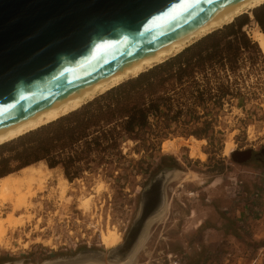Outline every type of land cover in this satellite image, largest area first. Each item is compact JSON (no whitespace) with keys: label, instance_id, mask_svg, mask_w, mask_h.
I'll use <instances>...</instances> for the list:
<instances>
[{"label":"rangeland","instance_id":"obj_1","mask_svg":"<svg viewBox=\"0 0 264 264\" xmlns=\"http://www.w3.org/2000/svg\"><path fill=\"white\" fill-rule=\"evenodd\" d=\"M253 10L252 15L237 17L183 50L189 49L183 58L192 59L188 62L191 72L194 70L185 81L170 78L163 86L157 82L177 69L175 59L170 68L163 66L144 78L153 82L149 93L155 91V95L130 84L137 76L115 86L125 84L110 96L101 98L106 91L89 101L100 99L87 111L118 101L129 107L140 106L150 99L169 107L165 117L163 106L157 120L150 116L138 138L123 133L118 149L109 148L77 160L75 164L82 170L72 180L61 163L52 167L46 187L33 189L37 193L32 197L34 207L15 211L16 216H25V224L14 233V250L0 245V264H46L87 250L102 253L104 264L120 262L111 250L123 245L142 210L145 189L165 169L173 172L162 192L164 211L150 221L141 243L130 254L133 257L122 264L258 263L253 260L264 247V63L237 43L235 47L239 49L232 63L207 61L203 68L193 65L200 51L218 41L223 46L234 38L224 37L225 27L232 23L248 20L243 30L253 39L254 30L261 29ZM219 84L229 88L227 94L219 93ZM83 118L79 114L74 119ZM95 123L105 126L101 118ZM24 136L0 146L1 174L18 173L30 160V147L45 138L46 132ZM59 154L64 161L69 152ZM38 162L47 164L44 160L32 163ZM62 177L69 181L64 196L58 188ZM257 189L261 191V201L254 200ZM191 191L193 194H188ZM28 212L33 216L30 221ZM36 224L38 230L34 228ZM109 225L115 226L122 237L106 247L101 231L105 232ZM21 229L26 232L21 234ZM29 231L32 233L26 237ZM20 235L22 241L18 242ZM48 239L55 247L45 243ZM259 257L264 259V255Z\"/></svg>","mask_w":264,"mask_h":264},{"label":"water","instance_id":"obj_2","mask_svg":"<svg viewBox=\"0 0 264 264\" xmlns=\"http://www.w3.org/2000/svg\"><path fill=\"white\" fill-rule=\"evenodd\" d=\"M239 0H0V130L158 49ZM173 170L145 189L122 247L124 263L144 236ZM78 256L72 257L77 259ZM102 262L103 255H83ZM120 255V256H119ZM113 258V257H112Z\"/></svg>","mask_w":264,"mask_h":264},{"label":"bare ground","instance_id":"obj_3","mask_svg":"<svg viewBox=\"0 0 264 264\" xmlns=\"http://www.w3.org/2000/svg\"><path fill=\"white\" fill-rule=\"evenodd\" d=\"M262 4H264V0L237 1L203 22L182 32L160 48L142 54L121 69L85 87L84 89L0 130V146L79 109L98 95L105 93L125 80L137 77L148 69L153 68L155 65L163 63L168 58L177 55L206 35L233 22L237 17L245 13L252 15V10ZM252 37L259 44L264 54V32L257 28L254 30ZM51 171L52 167L48 166L45 162H38L22 167L18 173L12 172L0 176V245L2 247L14 250V244L12 245L14 233L16 232L17 227H21L25 224V216H16L14 213L17 209L22 207L25 210H29L34 207L32 197L37 193L33 189L34 187L37 190L44 189L46 187L45 183L52 177ZM58 188L61 196H64L69 188V181L67 177L60 178L58 181ZM87 200H89V198L85 201ZM157 201L159 205L157 207L159 208H161L160 202L162 201V210H160L157 214H154L156 217L160 216L164 211L165 198L158 196ZM9 207L11 210H8ZM26 217L27 221H30L33 216L30 212H28ZM156 217H153L151 221ZM34 228L38 230V224H36ZM21 230V234L26 232L24 229ZM31 233V231L25 233L26 237H29ZM121 237V233L115 226L109 225L105 232L103 230L101 231V241L106 247L115 244L121 239ZM39 239L40 238L37 240ZM139 239L138 244L136 245L141 243L142 237L140 236ZM21 241L22 236L20 235L18 242ZM44 241L46 244L55 247L51 239ZM27 244L28 242H26L24 246L27 247ZM120 247H122V245ZM130 254L131 253L126 256L125 260H129L133 257V255L130 256ZM89 262L97 264L100 263L92 256L85 255L83 257L79 256L77 259L57 258L48 260L46 264H88Z\"/></svg>","mask_w":264,"mask_h":264},{"label":"trees","instance_id":"obj_4","mask_svg":"<svg viewBox=\"0 0 264 264\" xmlns=\"http://www.w3.org/2000/svg\"><path fill=\"white\" fill-rule=\"evenodd\" d=\"M253 13L261 30L264 32V4L253 10ZM247 22L248 20H244L239 24L232 23L226 26L225 29L227 30V34L224 37L233 36L234 38H230L223 46L220 41H218L203 51H200L194 56L196 62L193 65L203 68L208 63L207 61L211 63L220 62L221 65H226V61L232 63L236 59L235 51L239 49L235 47L237 43L245 46V48L256 55V58L264 63V54L261 47L243 30V26ZM188 50L189 49L183 51L182 54L178 53L179 55H175L176 57L172 60L167 59L168 61H164V64L155 66V68L149 70L147 73L140 74L134 81H132L133 83L130 84L136 86L137 89L147 90L148 94L151 96L155 95L153 93L155 91L149 93L150 86L153 82L144 78L154 74L156 69L163 66H168L170 68L172 65L171 62L175 59L179 63L177 69L174 72L166 73V78L160 79L159 81L157 80V82L163 86L165 81L170 78H173L174 81H185V77L192 75L194 72V70L191 72V64L188 62L192 59L187 58V60H185V57L183 58L185 52H188ZM123 86H125V84L109 89L103 94V96H101V98L110 96L113 92L120 90ZM217 90L221 95H224L228 93L229 88L219 84ZM183 91L185 92V88H182V92ZM206 92L211 93L209 89ZM98 100L100 99L95 100V102H89L87 106L78 112H70V114L66 116L64 115L57 120L48 123V125L46 124V126L43 125L37 128L38 130L35 129L36 131H30V134L28 135H26V133V136L23 135V138H27L32 134L46 132L45 138H39L30 147L31 152L27 156L30 157V160L27 161L26 165L41 160L46 161L50 167H55L61 163L64 167L66 176L72 180L77 177L82 170L80 166H76L75 162L77 160L87 159L92 154L101 153L109 148L118 149L123 133L130 138H138L140 129L146 127L150 122V116L155 117L157 120L159 118V113L162 111L161 106H163L165 110L162 117H165L169 107L165 103L160 104L159 102L150 99L146 104L140 106L132 104V106L129 107V104L126 102L118 101L117 103L110 102L105 105L99 104L97 105L98 107L92 111H87V107L89 105L92 106L95 103L97 104ZM79 114H82L84 118L80 120L74 119L75 116H78ZM107 114L109 116L106 119L103 118L104 116L106 117ZM99 118L105 122V126H99V124L95 123ZM50 129L53 130L51 131ZM67 148L69 150H66ZM63 150L69 152L67 159L64 161L61 160L62 158L59 154L63 152ZM5 174L7 173H0V176Z\"/></svg>","mask_w":264,"mask_h":264},{"label":"built area","instance_id":"obj_5","mask_svg":"<svg viewBox=\"0 0 264 264\" xmlns=\"http://www.w3.org/2000/svg\"><path fill=\"white\" fill-rule=\"evenodd\" d=\"M261 191L259 190V189H257V191L254 193V197H255V199L254 200H262V196H261ZM188 194H193V192L191 191L190 193H188ZM253 206V205H252ZM254 208H256V206L254 207ZM262 249H264V247H261L260 248V253L258 254V257L257 258H255L254 260H253V263H255L259 258L260 259H263V258H261V257H259V256H261V255H264V251H262ZM264 260V259H263Z\"/></svg>","mask_w":264,"mask_h":264},{"label":"crops","instance_id":"obj_6","mask_svg":"<svg viewBox=\"0 0 264 264\" xmlns=\"http://www.w3.org/2000/svg\"><path fill=\"white\" fill-rule=\"evenodd\" d=\"M257 261H258L257 264H263V263H264V261H263L262 259H260V258H259ZM257 261H256V262H257Z\"/></svg>","mask_w":264,"mask_h":264}]
</instances>
